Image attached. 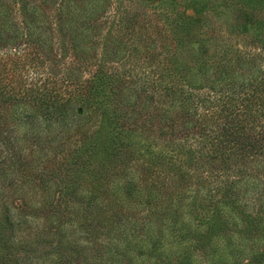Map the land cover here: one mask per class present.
Wrapping results in <instances>:
<instances>
[{
    "label": "trees",
    "instance_id": "1",
    "mask_svg": "<svg viewBox=\"0 0 264 264\" xmlns=\"http://www.w3.org/2000/svg\"><path fill=\"white\" fill-rule=\"evenodd\" d=\"M21 99L141 170L96 264H264V0H0V109Z\"/></svg>",
    "mask_w": 264,
    "mask_h": 264
},
{
    "label": "rangeland",
    "instance_id": "2",
    "mask_svg": "<svg viewBox=\"0 0 264 264\" xmlns=\"http://www.w3.org/2000/svg\"><path fill=\"white\" fill-rule=\"evenodd\" d=\"M32 107L21 99L0 109V219L9 221L2 223L8 249L22 257L18 264H96L97 251L110 255L102 251L110 234H118L119 246L126 242L122 232L140 197L138 190L126 196L124 185L141 170L128 167L131 161L116 170L111 156H100L104 138L84 114L48 121ZM137 135L140 143L144 134Z\"/></svg>",
    "mask_w": 264,
    "mask_h": 264
}]
</instances>
